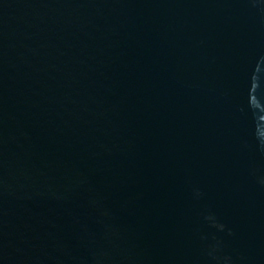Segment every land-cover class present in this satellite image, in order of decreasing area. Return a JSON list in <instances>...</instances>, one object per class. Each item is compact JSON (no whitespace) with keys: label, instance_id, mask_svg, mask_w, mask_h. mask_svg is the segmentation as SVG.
I'll use <instances>...</instances> for the list:
<instances>
[{"label":"water","instance_id":"1","mask_svg":"<svg viewBox=\"0 0 264 264\" xmlns=\"http://www.w3.org/2000/svg\"><path fill=\"white\" fill-rule=\"evenodd\" d=\"M0 264H264V0H0Z\"/></svg>","mask_w":264,"mask_h":264}]
</instances>
